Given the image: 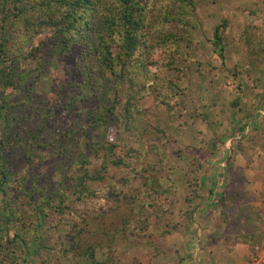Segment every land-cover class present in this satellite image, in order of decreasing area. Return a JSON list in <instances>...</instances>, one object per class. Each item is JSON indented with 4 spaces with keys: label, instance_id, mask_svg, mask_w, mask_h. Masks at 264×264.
I'll list each match as a JSON object with an SVG mask.
<instances>
[{
    "label": "rangeland",
    "instance_id": "obj_1",
    "mask_svg": "<svg viewBox=\"0 0 264 264\" xmlns=\"http://www.w3.org/2000/svg\"><path fill=\"white\" fill-rule=\"evenodd\" d=\"M191 1L188 9L193 27L176 65L181 70L178 75L183 94L176 104L171 103L173 110L153 107V97L148 95L140 102L146 116L135 131L115 129L113 122H109L110 128L91 130L85 119L83 122L87 138L81 139L76 154H90L92 167H96L91 147L101 144L108 135L117 146L116 154L132 163L129 167L110 166L108 179L94 188L112 186L127 195L111 220L101 219L89 226V239H94L99 230L108 234L116 228L120 230L116 241L103 242L100 235L93 242L107 249V257L102 248L97 251L98 259H108L106 264H264V58L258 67H251L245 45V30L259 28L255 39L264 53L263 0ZM223 20L229 21V30L221 63L213 55L210 40ZM78 55V49L73 48L35 87L53 111L48 123L52 133L70 127L77 112L96 109V99H92L82 100L74 112L69 111L70 97L79 95V89L73 86L80 80ZM160 55L155 49L154 57ZM11 93L7 91L9 101ZM124 97L120 103H124ZM81 116L77 117L81 120ZM151 123L161 133H157L159 138L148 141L141 131L147 125L152 135ZM47 137L48 134L44 136ZM218 142L222 147L214 150L213 144ZM36 151L37 159L30 164L23 158L13 162L11 157L16 167L13 173L25 175L26 191L34 185L47 192L55 191V184L61 180L57 150ZM133 151L137 159L130 160L128 156ZM68 165L66 173H70ZM141 165L152 167L158 180L148 195L141 176L149 172H140ZM120 178L127 180L126 189V182H119ZM64 186L70 188V181L64 180ZM38 194L41 195L39 188ZM218 198H223V203L217 202ZM2 210H6L3 214L8 211ZM189 212L191 219L187 218ZM56 220L52 214L26 230L36 228L40 237L49 234L57 242L50 228ZM3 235L0 232V237ZM33 247L36 244L18 252L24 264H78L85 260L79 254H73V262L66 260L62 252H58L59 256L53 253L49 260L45 252L35 255Z\"/></svg>",
    "mask_w": 264,
    "mask_h": 264
},
{
    "label": "trees",
    "instance_id": "obj_2",
    "mask_svg": "<svg viewBox=\"0 0 264 264\" xmlns=\"http://www.w3.org/2000/svg\"><path fill=\"white\" fill-rule=\"evenodd\" d=\"M192 4L191 0H0V232L4 233L0 237V264H24L25 259L18 252L33 244V253L41 256L45 252L49 260L53 253L59 256L58 252H62L60 255L72 262L76 254L85 259L78 264H106L108 259H98L97 251L102 248L107 257V249L93 242L100 235L103 242L116 241L120 230L116 228L112 234L99 230L94 239H89V226L101 219L111 220L127 195L112 186L94 188L108 179L110 166L129 167L132 163L116 154V144L105 134L101 144L91 147L92 159L98 162L96 167H92L90 154L75 152L81 139L87 138L86 127L96 130L113 122L115 129L135 131L146 116L140 108L145 96L153 97V107L173 110L171 103L176 104L183 94L178 75L181 70L176 65L193 27L188 9ZM262 22L264 30V17ZM228 30L229 21L223 20L210 40L213 55L221 63ZM245 32L249 65L258 67L264 58L263 48L255 39L259 28H247ZM73 48L79 51L76 68L80 80L73 83L79 95L70 97L69 111L74 112L82 100L96 99L97 106L77 112L82 119L76 116L64 132L52 133L48 123L53 111L35 87ZM155 49L161 52L160 57H154ZM9 90L11 101L7 100ZM123 96L124 103H120ZM84 119L88 122L86 127ZM150 127L154 137L148 134L147 125L141 131L142 137L148 141L159 138L158 127L152 123ZM221 147V142L213 144L214 150ZM35 148L57 150L61 180L55 184V191L47 192L35 185L26 191L25 175L13 173V162L19 158L28 164L37 159ZM135 154L136 151L129 153L128 159H137ZM66 165L70 173L64 170ZM138 169L152 176H141L148 195L158 183L156 172L144 165ZM66 179L70 188L64 186ZM125 180L120 178L119 182ZM38 188L41 195H37ZM162 191L167 193L164 188ZM223 201L217 199L219 203ZM137 207L140 209V205ZM2 209H8L7 213L3 214L6 210ZM52 214L57 220L50 228L57 242L49 234L40 237L36 228L26 230ZM191 216L189 212L187 218ZM211 259L214 260L212 253Z\"/></svg>",
    "mask_w": 264,
    "mask_h": 264
}]
</instances>
